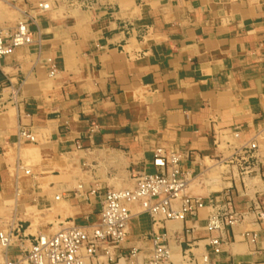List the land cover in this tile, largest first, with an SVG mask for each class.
Wrapping results in <instances>:
<instances>
[{
	"label": "crops",
	"instance_id": "1",
	"mask_svg": "<svg viewBox=\"0 0 264 264\" xmlns=\"http://www.w3.org/2000/svg\"><path fill=\"white\" fill-rule=\"evenodd\" d=\"M22 13L32 42L0 64V231L17 236L8 259L38 235L90 231L105 193L133 189L157 149L181 156L184 193L216 212L264 207V0H0L6 32ZM209 212L154 224L130 206L117 252L138 254L117 264H141L154 234L167 264H264V223L246 214L214 257Z\"/></svg>",
	"mask_w": 264,
	"mask_h": 264
},
{
	"label": "built area",
	"instance_id": "2",
	"mask_svg": "<svg viewBox=\"0 0 264 264\" xmlns=\"http://www.w3.org/2000/svg\"><path fill=\"white\" fill-rule=\"evenodd\" d=\"M20 1L27 6L32 5V0ZM35 8L45 10L47 5L36 3ZM31 22L32 19L22 13L10 32L0 26V64L2 58L11 55L15 49L32 42ZM20 136L28 142H34V138L25 131H20ZM256 149L252 143L241 150L239 161L246 163L242 168L243 175L250 172L248 165ZM180 163L181 156L178 153L166 154L161 149L155 150L151 161L153 172L138 173L131 190L107 191L98 222L90 231L69 225L51 236L38 235L33 238L30 248L14 259L7 258V251L17 236H13L10 231H0V264H117L122 260L132 261L138 254L136 250L132 249L124 255L117 250L126 238L130 206L133 205H138L154 224L166 220L184 221L196 216L204 208L209 209L205 230L209 234L207 245L214 257L222 253L225 244L222 233L241 223L246 214L253 215L258 223H264V207H252L246 213H236L231 209L218 213L214 209L215 200L203 201L184 193V173ZM23 172L25 176L30 174L29 170ZM223 201L228 203L230 196L224 194ZM242 237L250 244L258 240L255 232L246 231ZM169 258L165 236L154 234L151 237L150 253L141 264H167ZM202 262L210 264L208 256H204Z\"/></svg>",
	"mask_w": 264,
	"mask_h": 264
}]
</instances>
